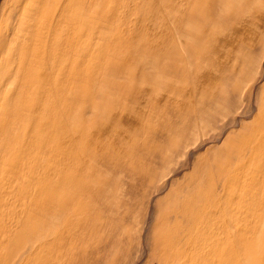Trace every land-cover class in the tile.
Instances as JSON below:
<instances>
[{
  "label": "rangeland",
  "instance_id": "1",
  "mask_svg": "<svg viewBox=\"0 0 264 264\" xmlns=\"http://www.w3.org/2000/svg\"><path fill=\"white\" fill-rule=\"evenodd\" d=\"M0 264H264V0H0Z\"/></svg>",
  "mask_w": 264,
  "mask_h": 264
},
{
  "label": "bare ground",
  "instance_id": "2",
  "mask_svg": "<svg viewBox=\"0 0 264 264\" xmlns=\"http://www.w3.org/2000/svg\"><path fill=\"white\" fill-rule=\"evenodd\" d=\"M74 97V96H73Z\"/></svg>",
  "mask_w": 264,
  "mask_h": 264
}]
</instances>
